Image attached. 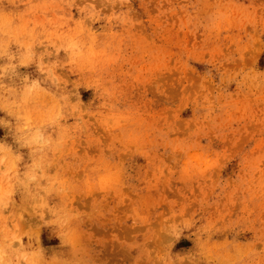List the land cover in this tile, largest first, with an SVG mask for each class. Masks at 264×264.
Masks as SVG:
<instances>
[{"label":"rangeland","instance_id":"rangeland-1","mask_svg":"<svg viewBox=\"0 0 264 264\" xmlns=\"http://www.w3.org/2000/svg\"><path fill=\"white\" fill-rule=\"evenodd\" d=\"M0 264H264V0H0Z\"/></svg>","mask_w":264,"mask_h":264}]
</instances>
